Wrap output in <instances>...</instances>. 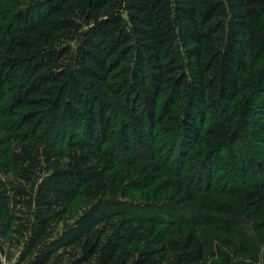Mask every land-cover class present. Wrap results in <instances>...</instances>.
Wrapping results in <instances>:
<instances>
[{
	"label": "trees",
	"instance_id": "1",
	"mask_svg": "<svg viewBox=\"0 0 264 264\" xmlns=\"http://www.w3.org/2000/svg\"><path fill=\"white\" fill-rule=\"evenodd\" d=\"M0 168V264H264V0H0Z\"/></svg>",
	"mask_w": 264,
	"mask_h": 264
},
{
	"label": "rangeland",
	"instance_id": "2",
	"mask_svg": "<svg viewBox=\"0 0 264 264\" xmlns=\"http://www.w3.org/2000/svg\"><path fill=\"white\" fill-rule=\"evenodd\" d=\"M251 144H252L251 145L252 146V148H251L252 151L255 152L256 150H258L259 145H260L259 142L253 141ZM162 146H161V148H162ZM166 150L167 149H164L161 153H159L158 156H161L162 154H164V156L165 155H168V151L166 152ZM244 153L245 154H252L251 152H248V151H245ZM170 166H171V168H173V164H171ZM190 166H191V171L188 172L189 176L191 174H193V175L195 173L197 174V172H196L197 169H195L196 166L195 165H191V164H190ZM183 171H185V169H183ZM218 174L219 173H216L214 175H218ZM234 177L236 178L237 177V174H234ZM11 180H12L11 175H4V171L0 168V183L3 184V186L7 188V187H9ZM134 196H137V195H134ZM132 202L133 203H136V204L143 203V201H138L136 199V197H134V199H132ZM9 237L10 238H14V239L11 241L12 244H6V245L3 244V248H4L5 255L4 256L1 255V262H2V264H16L17 258H18V253H19V250L21 249L19 246H17L18 245V242H17L18 238H16L14 235H9ZM259 249L261 251V255H263V252H264V243H260L259 244ZM262 260L263 259L260 258V261L258 263H256V264H262Z\"/></svg>",
	"mask_w": 264,
	"mask_h": 264
}]
</instances>
